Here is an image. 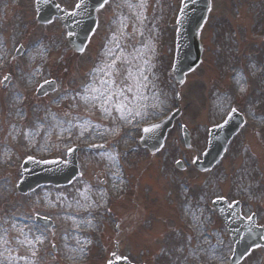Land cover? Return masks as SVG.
Segmentation results:
<instances>
[{"label": "rangeland", "instance_id": "1", "mask_svg": "<svg viewBox=\"0 0 264 264\" xmlns=\"http://www.w3.org/2000/svg\"><path fill=\"white\" fill-rule=\"evenodd\" d=\"M56 1L71 10L76 0ZM180 1L109 0L77 54L57 18L38 25L31 0H0V57L17 41L26 49L0 74V264H106L111 255L229 264L233 244L211 207L217 197L239 201L241 214L264 227V0H211L201 62L178 84L171 68ZM42 79L56 89L36 97ZM233 106L243 125L211 170L196 171L190 161L208 128ZM176 108L159 151L143 149L140 126ZM74 145L80 168L70 184L16 192L22 156L64 160ZM237 264H264V248Z\"/></svg>", "mask_w": 264, "mask_h": 264}, {"label": "water", "instance_id": "2", "mask_svg": "<svg viewBox=\"0 0 264 264\" xmlns=\"http://www.w3.org/2000/svg\"><path fill=\"white\" fill-rule=\"evenodd\" d=\"M96 1L101 2L102 0H96ZM208 5H209V0H183V2H182V9H181V16L182 17H181V19L185 20V24L183 22L184 26L183 25L181 26V31L178 34L175 62H174V68H173V71L176 74V77L179 81L182 80L183 72L186 71V69L192 67L195 63H197L199 61V48L197 47L196 30H198L197 27L200 24V22L202 21V19L204 18V15L208 9ZM97 6H94L92 8V11H94ZM53 13L56 14L57 12H53ZM60 17L63 20H65V18L67 17V14L61 12ZM91 17H92V20H94V14L93 13L91 14ZM86 23H87L86 15H84L83 13H79L75 30L83 31V30H81V28ZM87 25L88 24H86V26ZM77 26H78V28H77ZM82 29H84V27ZM89 33H90V29H87L83 33L84 38L82 41L80 40L79 44L75 43L77 31H74L75 35L74 34L69 35L68 39H69V42L72 45V47L76 50H80L83 47V44H84L85 40L87 39V36L89 35ZM77 42H79V41H77ZM218 157H217V159H218ZM217 159L215 158L214 162H216ZM212 160H213V158H211V160L209 162H206L205 164L200 165V167L206 166V165H207L206 167H209L210 166L209 163ZM52 164L53 163H51V164H48V163L47 164L46 163H43V164H40V163H33L32 164L31 163V164H29L28 166L31 168L30 176H32L34 178L39 177L40 178V180H38L39 182H45V179L47 176V182L50 181V180H48V175L52 171V169L47 168V170L46 169L40 170L38 166H50ZM62 173H66V174L64 176L65 178H63L64 180H61L60 183L69 182L70 179L74 176V174L76 175V173L69 172V177H68V171H64ZM43 175H46V176H43ZM225 222H227V221H225ZM244 226H246V223L227 222V224H226V227H227L228 232L231 236V239L236 246L235 247V254L236 255L240 254L241 249L243 250L244 248H246L244 250V253H245L250 246L252 247V246H255L258 244L264 245V242L261 241V236H262L261 231H259L257 236H255L254 241H252L251 239L247 240V237L241 238V233L244 230ZM119 264H128V263L123 261Z\"/></svg>", "mask_w": 264, "mask_h": 264}, {"label": "snow or ice", "instance_id": "3", "mask_svg": "<svg viewBox=\"0 0 264 264\" xmlns=\"http://www.w3.org/2000/svg\"><path fill=\"white\" fill-rule=\"evenodd\" d=\"M82 5L81 4H77V7L79 8V7H81ZM57 7H59V6H57ZM8 79V77H5V80H7ZM236 110L235 109H233V112H235ZM228 121H225V123H227ZM161 127V125H159V124H153L151 127H147V128H144L143 129V131L145 132V133H150V132H153L154 130H156V129H159ZM249 219H251V217H249Z\"/></svg>", "mask_w": 264, "mask_h": 264}, {"label": "bare ground", "instance_id": "4", "mask_svg": "<svg viewBox=\"0 0 264 264\" xmlns=\"http://www.w3.org/2000/svg\"><path fill=\"white\" fill-rule=\"evenodd\" d=\"M36 50H37V48H35ZM108 52H109V54L111 53V51H112V49L111 50H107ZM108 58V57H107ZM109 61V60H108ZM124 66H126L127 68H134V65H133V63L131 62V60H129V59H127V60H125V62H124ZM32 75H34V73H32ZM103 87V86H102ZM135 105H137V104H135ZM77 244H79V243H77ZM74 252H75V254H77L78 253V250L77 249H75L74 250Z\"/></svg>", "mask_w": 264, "mask_h": 264}]
</instances>
